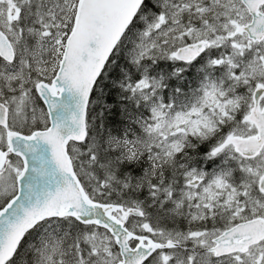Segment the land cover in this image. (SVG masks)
<instances>
[{
  "label": "snow or ice",
  "instance_id": "snow-or-ice-1",
  "mask_svg": "<svg viewBox=\"0 0 264 264\" xmlns=\"http://www.w3.org/2000/svg\"><path fill=\"white\" fill-rule=\"evenodd\" d=\"M0 264H264V0H0Z\"/></svg>",
  "mask_w": 264,
  "mask_h": 264
}]
</instances>
